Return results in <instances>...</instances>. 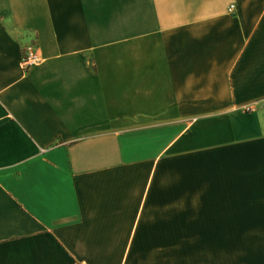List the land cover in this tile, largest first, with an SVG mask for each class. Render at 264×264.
Here are the masks:
<instances>
[{
	"label": "crops",
	"instance_id": "obj_1",
	"mask_svg": "<svg viewBox=\"0 0 264 264\" xmlns=\"http://www.w3.org/2000/svg\"><path fill=\"white\" fill-rule=\"evenodd\" d=\"M0 264H264V0H0Z\"/></svg>",
	"mask_w": 264,
	"mask_h": 264
},
{
	"label": "built area",
	"instance_id": "obj_2",
	"mask_svg": "<svg viewBox=\"0 0 264 264\" xmlns=\"http://www.w3.org/2000/svg\"><path fill=\"white\" fill-rule=\"evenodd\" d=\"M39 61L32 46L28 45L24 47L20 58V65L22 68H27L30 65L36 64Z\"/></svg>",
	"mask_w": 264,
	"mask_h": 264
}]
</instances>
